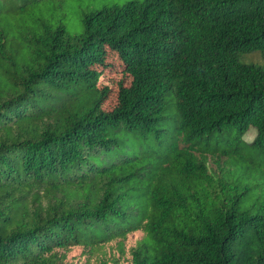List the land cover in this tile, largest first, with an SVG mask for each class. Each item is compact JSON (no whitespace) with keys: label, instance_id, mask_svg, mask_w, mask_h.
Wrapping results in <instances>:
<instances>
[{"label":"trees","instance_id":"trees-1","mask_svg":"<svg viewBox=\"0 0 264 264\" xmlns=\"http://www.w3.org/2000/svg\"><path fill=\"white\" fill-rule=\"evenodd\" d=\"M82 27L0 22V264H264V214L203 160L249 128L264 151V64L238 60L264 49V0L129 2Z\"/></svg>","mask_w":264,"mask_h":264},{"label":"rangeland","instance_id":"rangeland-1","mask_svg":"<svg viewBox=\"0 0 264 264\" xmlns=\"http://www.w3.org/2000/svg\"><path fill=\"white\" fill-rule=\"evenodd\" d=\"M144 0H0L3 15L0 22L16 30L17 26L32 28L37 20L53 30L63 27L69 37L82 34V20L86 15L105 7L122 6L129 2ZM109 57L111 52L109 51ZM238 60L246 65L262 67L264 49L239 54ZM111 61L115 60L111 58ZM109 81L105 78L102 85ZM115 104L111 97L107 109ZM255 131L251 128L239 142L213 140L210 148L217 153L204 155L208 173L219 183L233 187L235 197H240V210L251 214H264V151L252 146Z\"/></svg>","mask_w":264,"mask_h":264}]
</instances>
